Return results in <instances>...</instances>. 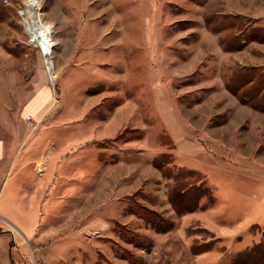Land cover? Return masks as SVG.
<instances>
[{"label":"rangeland","instance_id":"obj_1","mask_svg":"<svg viewBox=\"0 0 264 264\" xmlns=\"http://www.w3.org/2000/svg\"><path fill=\"white\" fill-rule=\"evenodd\" d=\"M11 1L16 6L20 0ZM42 2L55 25L53 59L47 67L41 56L40 65L55 106L47 111L42 127L33 111L39 105L32 102H45V92L27 88L12 95L0 92V108L6 105L11 110L0 111V116H15L18 125L23 118L34 138L46 134L63 103L72 105L79 95V103H86V86H91L87 92L93 95L91 101L109 97L105 108L76 116L68 110L55 118L62 119L58 130L67 132L63 139L76 135L90 142L32 140L24 150L43 154L27 163L23 159L19 172L17 158L13 159L12 179L2 187L1 196L17 181L23 197L32 193L29 187L44 185L39 202H0V264H9L8 258L11 264H264V210L250 203L251 190L264 183V137L249 136L248 123L231 106L232 102L245 106L246 99L259 104L255 94L261 73L255 67L246 73L252 67H245L244 54L226 53L244 49L247 36H264V0H82L83 7L87 3L94 12L108 13L110 23L119 16L127 37L108 52L101 51L104 44L93 48L94 58L83 66L88 76L70 82L67 72L72 65L63 70L69 63L64 53L71 50L68 31L59 33L52 15L70 16L72 6L65 0ZM15 6H4L0 0V21L5 20L0 22V52L40 54L26 44ZM60 37L63 42L58 43ZM166 52L168 70L180 75L172 87L184 94L181 101L199 105L207 120H215L210 126L228 124L221 141L208 148L214 170L175 162L153 87L155 72L166 89ZM10 69L24 78L21 64H10ZM106 76L116 84L103 85ZM250 78L257 81L245 89ZM221 80L227 82V90ZM221 91L229 96L225 104L210 106ZM223 106L230 110L220 115ZM218 115L224 120L218 121ZM76 117L83 123L65 124ZM221 153L227 158L219 157ZM54 165L61 172L48 176ZM208 190L209 195H203ZM33 207L34 218L23 224L22 215H31ZM8 229L19 237L16 252L10 253L13 235L3 231Z\"/></svg>","mask_w":264,"mask_h":264},{"label":"crops","instance_id":"obj_2","mask_svg":"<svg viewBox=\"0 0 264 264\" xmlns=\"http://www.w3.org/2000/svg\"><path fill=\"white\" fill-rule=\"evenodd\" d=\"M71 4L72 7L71 13H69L70 16H67L64 14V18H61L60 15L57 13H54L52 15V20H55L59 23L57 24V28L59 33L68 31V39L70 45L66 43L69 47H71V50L69 49L68 52V65L64 67V71L68 70V68L71 67V69L68 70L67 76H68V82L71 81V78L74 79L75 77H82L85 78V76H88L87 69L83 68V66L87 63H89L90 59L94 58L93 54V48H99L101 44H104V49H101V51H107L113 47L120 46L121 40H123L124 35L126 36V31L124 27V22H121V19L119 16H117L116 22H109L111 17H107V14L105 12H94L91 7H89L87 3L82 6V0H65ZM89 3V2H88ZM248 11V10H246ZM108 18V19H107ZM4 22V19H1ZM107 23H110L109 25H106ZM264 24V23H262ZM106 25V26H105ZM105 26V27H104ZM83 30V31H82ZM84 32V33H83ZM88 32H91L90 37H88ZM249 32V30H248ZM95 36H94V35ZM62 41L63 39L60 37L58 43ZM244 49L235 51V52H226L229 56L238 55L236 57L243 56L244 54V60H245V67H252V69H245L246 73L253 71V67L255 69L259 70L261 73V81L257 87V93L255 94V99L259 101L258 103L250 102L248 103L249 99H246L247 102H245V106L238 107V104L235 102H232L231 106L235 108L238 112V118H243L248 123V127H250L249 136H256V137H264V36H261L259 38H253L252 35L247 36L244 40ZM166 46V42H165ZM224 48V47H223ZM29 50V49H28ZM225 49H223L224 51ZM225 53V51H224ZM170 53H165L164 63L166 64L165 67V77L167 80V85L165 86L166 89H163L161 87V83L159 80L160 75H157L155 72L152 74L154 75V82L153 87L154 91L156 93V106L159 111L160 117L163 122V126L166 130V134L169 136L170 140L173 143V154L175 162L180 167H186L190 169H199V170H206L208 171L214 170L213 165H211V159L213 158V153L208 149L210 146H213V144L218 143V141H221V136L225 135L227 130L225 127H227L226 122H220L221 125H215L210 126L214 121H210L209 119H206L205 114L202 112L203 109H200L199 105L196 106H189L188 104H185L181 101V99L184 97V94H179L176 91H174L172 87V81H174L180 77V75H173L168 70V57L166 55H169ZM240 54V55H239ZM235 57V56H234ZM42 62L41 55L36 51L29 50L28 52L24 53L23 55H17L13 53H7L2 54L0 52V92H8L9 94L17 93L20 90L27 88V90H31L32 93H38L45 92V102L41 104H36L32 102L33 105H39L38 107H35L33 111L37 112L35 113L36 116H39V124L43 127L44 121L43 119L46 116V113L48 110H50V107H54L55 103L51 102V88L48 81L47 74L43 71L42 67L40 66ZM10 64H14L15 66L20 65L23 69H25L26 72H23L25 74L24 78H20L18 74L13 72L10 69ZM97 66H100L99 64ZM105 66H111L110 64ZM103 67V66H101ZM11 71H9V70ZM62 70V73L64 72ZM252 73V72H251ZM108 76V74H107ZM103 78L104 80H107L106 82H102L103 85L108 86L110 77ZM162 80V78H161ZM222 81V80H221ZM257 79L256 78H250L245 83V89H250L255 85ZM67 81H64L63 85H67ZM222 86L225 87L227 90V82H220ZM262 83V86H261ZM110 84V83H109ZM116 83L110 84L115 85ZM68 85H71L69 83ZM90 85L85 87V94H86V103H79L80 98L79 96H76L74 101L72 102V105L69 104H62L57 109V114L54 115L55 118L59 117L60 115H66V111L75 112V116L79 113L86 112L87 110L93 109L94 107L101 106V108L106 107V100L109 97L108 95L101 96L100 100H92L93 95H88V91L90 89ZM109 87V86H108ZM69 92L72 93V91ZM184 93H187L184 92ZM189 94H191L188 91ZM225 91H221L220 93H217L216 98L214 97V100L212 103H210V106H213L214 108L217 105L225 104L229 96L225 94ZM39 94L38 96H40ZM98 95V94H97ZM180 95V96H179ZM71 99L74 98L73 95H70ZM88 97L90 99H88ZM75 101H78L75 103ZM66 102V101H64ZM93 103V105L90 107V104ZM204 105V104H203ZM229 105L226 104L225 106ZM209 106V107H210ZM20 113L23 111L22 106L18 109ZM60 110H64L62 114H59ZM72 110V111H71ZM224 110H230L229 107H224L219 112L221 115ZM0 111H8V106L3 105L0 108ZM54 113V112H53ZM14 115V114H13ZM26 115H29L28 113ZM218 115V121H223L224 116L219 117ZM53 119V124L50 126H47L46 134H39L36 137H30L28 132V124L27 121L23 118L21 119L19 125L15 123L17 120L15 116L8 117L7 114L4 116H0V130L3 131L2 134H0V191L2 190V187H7L9 180L12 179L14 167L11 166L12 161L14 158H17L15 160V164H18L19 166L16 167L20 169L17 171H22V160L25 159V162L35 161V158H38L37 156L42 155L43 151L32 153V150L29 151L24 150L25 144L32 141V143H39V141L45 143L48 139L50 142H73L77 140L84 141L85 143L90 142V138L87 139V137L83 139H76V135L70 138L63 139L62 135H66L67 132L59 131L60 128L58 125L62 123V119ZM220 118V120H219ZM81 118H75L71 121H64L67 122L65 124H75V123H83V120ZM71 121V122H70ZM58 124V125H57ZM41 127V128H42ZM40 128V129H41ZM39 129V130H40ZM72 129V128H70ZM38 130V131H39ZM206 134L208 137H206ZM31 135V134H30ZM207 139H210L206 141ZM206 141V143H205ZM49 142V141H48ZM22 149H20L22 152L19 153L20 146H23ZM212 150V149H211ZM24 151V152H23ZM222 156L219 157H226L225 153H221ZM31 156V157H27ZM227 158V157H226ZM38 160V159H37ZM218 161H223L222 158H220ZM55 163V162H54ZM216 163V161H215ZM220 163V162H219ZM217 165V164H216ZM54 167V168H53ZM52 167V171L48 172L47 175H56V173L61 172L59 170V165L56 167L55 165ZM13 170V171H12ZM70 170V169H68ZM67 170V171H68ZM219 170V169H218ZM17 172L14 174L17 175ZM238 179V178H237ZM8 181V182H7ZM7 182V183H6ZM37 183V182H36ZM43 184L38 183L35 187H29L27 190L32 191L28 195V197H23L22 188L19 191L18 187V181L10 188L9 192L5 194L2 192V196L0 193V202H39L40 198V188H43ZM250 188V186H249ZM248 188V189H249ZM248 189L246 191H248ZM250 191V190H249ZM250 200L251 205H254V207L262 208L261 211L264 210V183L261 185H258L256 189L253 191L251 190ZM255 192V193H254ZM259 192V194H258ZM249 192L246 193L248 196ZM4 196V200H3ZM13 206V204H12ZM23 209V204L21 205ZM31 208L30 210L32 213L31 215L23 214L22 217V223H30L32 219L34 218L36 211ZM33 215V218L31 217ZM26 217V218H25ZM27 225V224H26ZM4 232H11L13 235V240L10 245V253L16 252L19 247V240L18 235L13 232L12 230H3ZM29 232H33L31 229ZM14 261V259L12 258ZM8 263L11 264V260L8 258ZM21 264V263H20Z\"/></svg>","mask_w":264,"mask_h":264},{"label":"built area","instance_id":"obj_3","mask_svg":"<svg viewBox=\"0 0 264 264\" xmlns=\"http://www.w3.org/2000/svg\"><path fill=\"white\" fill-rule=\"evenodd\" d=\"M3 2L4 6H15L11 0ZM15 7L26 44L38 49L48 67L56 48L55 25L48 20L42 0H20Z\"/></svg>","mask_w":264,"mask_h":264},{"label":"trees","instance_id":"obj_4","mask_svg":"<svg viewBox=\"0 0 264 264\" xmlns=\"http://www.w3.org/2000/svg\"><path fill=\"white\" fill-rule=\"evenodd\" d=\"M210 190L203 192V195H209Z\"/></svg>","mask_w":264,"mask_h":264},{"label":"bare ground","instance_id":"obj_5","mask_svg":"<svg viewBox=\"0 0 264 264\" xmlns=\"http://www.w3.org/2000/svg\"><path fill=\"white\" fill-rule=\"evenodd\" d=\"M30 8H32V7H30Z\"/></svg>","mask_w":264,"mask_h":264}]
</instances>
